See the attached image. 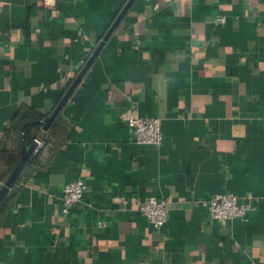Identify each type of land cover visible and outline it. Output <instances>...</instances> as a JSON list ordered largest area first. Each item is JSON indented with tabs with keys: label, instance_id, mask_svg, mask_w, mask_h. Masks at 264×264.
I'll return each mask as SVG.
<instances>
[{
	"label": "crops",
	"instance_id": "1",
	"mask_svg": "<svg viewBox=\"0 0 264 264\" xmlns=\"http://www.w3.org/2000/svg\"><path fill=\"white\" fill-rule=\"evenodd\" d=\"M126 1L0 0V139L21 107L53 112ZM129 107L162 119L161 144L131 138ZM57 116L66 135L24 169L0 264H264V0H134ZM223 192L246 218H211L201 199ZM149 196L160 228L136 210Z\"/></svg>",
	"mask_w": 264,
	"mask_h": 264
},
{
	"label": "built area",
	"instance_id": "2",
	"mask_svg": "<svg viewBox=\"0 0 264 264\" xmlns=\"http://www.w3.org/2000/svg\"><path fill=\"white\" fill-rule=\"evenodd\" d=\"M50 5L55 4V0H49ZM158 5H155L157 8ZM218 21L224 22L225 17L221 16ZM86 59L79 64V70L84 65ZM78 70V71H79ZM121 121L128 127L131 138L137 144L159 145L163 141L162 119L154 116H141L133 107L124 110L120 115ZM38 145L35 149L37 152L43 145L40 138H35ZM86 188L85 181L82 177L69 181L62 189V211L65 214L82 199ZM119 199L127 203V196H120ZM136 210L143 215L151 226L160 228L165 224L169 215V208L166 200L156 196H149L146 199L135 198ZM201 203L208 208L211 218L226 220L234 217L246 218L251 210V206L243 202L240 197L233 192L216 193L209 197L201 199ZM103 221L99 226H104Z\"/></svg>",
	"mask_w": 264,
	"mask_h": 264
},
{
	"label": "trees",
	"instance_id": "3",
	"mask_svg": "<svg viewBox=\"0 0 264 264\" xmlns=\"http://www.w3.org/2000/svg\"><path fill=\"white\" fill-rule=\"evenodd\" d=\"M45 115L30 108L21 107L0 139V188L18 164L23 145H30L35 138L48 141L51 138L66 135V126L60 125L58 116L43 132ZM41 148L30 155L17 173L11 185L0 199V225L4 224L6 212L11 209L13 196L23 185L24 169L38 161Z\"/></svg>",
	"mask_w": 264,
	"mask_h": 264
},
{
	"label": "water",
	"instance_id": "4",
	"mask_svg": "<svg viewBox=\"0 0 264 264\" xmlns=\"http://www.w3.org/2000/svg\"><path fill=\"white\" fill-rule=\"evenodd\" d=\"M133 2H134V0H127L126 3L123 5V7L121 8L119 13L117 14L116 18L114 19V21L112 22V24L110 25V27L108 28V30L106 31V33L104 34L102 39L99 41L97 46L94 48V50L92 51L90 56L86 59L84 65L78 71V73L76 74V76L74 77V79L72 80V82L70 83V85L68 86L66 91L64 92L63 96L61 97L60 101L58 102V104L55 107V109L53 110V112L45 118L44 130L48 129L51 122L54 120V118L61 111V109L63 108L65 103L68 101V99L72 95V93L75 90V88L77 87V85L82 80V78L85 75V73L87 72V70L90 68L92 63L95 61L96 57L98 56L99 52L103 48L106 41L109 39L111 34L114 32V30L117 28V26L119 25V23L121 22V20L125 16V14L130 9ZM37 145H38L37 140H33L29 146L24 145L22 147V155H21V158H20L18 164L16 165V167L14 168L12 173L9 175L7 180L4 182V184L0 188V199L3 197V195L5 194V192L7 191L9 186L11 185V183H12L13 179L15 178V176L17 175V173L24 166V164L26 163L29 156L36 149Z\"/></svg>",
	"mask_w": 264,
	"mask_h": 264
}]
</instances>
